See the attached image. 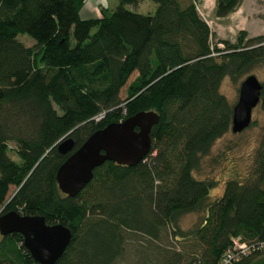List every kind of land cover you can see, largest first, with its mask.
<instances>
[{"label": "trees", "instance_id": "16d2710c", "mask_svg": "<svg viewBox=\"0 0 264 264\" xmlns=\"http://www.w3.org/2000/svg\"><path fill=\"white\" fill-rule=\"evenodd\" d=\"M141 1L117 0L81 18L84 0H0V211L68 227L53 264H119L128 231L180 244L163 249L156 264H219L235 237L262 246L228 264H264V124L248 162L226 172L219 194L209 199L215 180L193 175L229 129L233 103L218 91L221 79L241 80L264 62V34L245 38L240 30L233 42L209 44L197 0H149L150 14L134 10ZM238 2L213 0V16ZM259 82L264 116V77ZM140 110L158 116L142 159L103 161L75 195L59 192L54 171L66 154L54 144L68 136L75 148ZM188 212L198 219L182 229ZM0 264L37 263L10 232L0 235Z\"/></svg>", "mask_w": 264, "mask_h": 264}, {"label": "water", "instance_id": "95a60500", "mask_svg": "<svg viewBox=\"0 0 264 264\" xmlns=\"http://www.w3.org/2000/svg\"><path fill=\"white\" fill-rule=\"evenodd\" d=\"M261 84L248 73L237 86L231 105L229 131L237 133L250 122L251 109L258 103ZM152 110H140L116 122H108L93 130L72 148V139L65 136L55 144L59 154H66L54 171L59 192L75 195L91 178L92 169L103 161L132 166L147 153L149 129L157 121ZM16 232L21 245L37 264H53L70 239V230L60 223H46L37 214H22L9 209L0 211V235Z\"/></svg>", "mask_w": 264, "mask_h": 264}, {"label": "rangeland", "instance_id": "374dc122", "mask_svg": "<svg viewBox=\"0 0 264 264\" xmlns=\"http://www.w3.org/2000/svg\"><path fill=\"white\" fill-rule=\"evenodd\" d=\"M90 1L84 0L82 4L83 8H88L87 14L89 16H96L99 14L100 8L111 9L117 3V0H93L92 3ZM205 1L206 4H204V0H197L195 1V6L198 10V15L200 16L201 14L209 24V44H215L218 39H226L229 42H233L240 30L244 31L245 38L256 34H264V0H239L234 10L223 17L213 16V0ZM153 6L151 1L143 0L133 6V8L139 13L150 14L153 11ZM16 38L26 46H30L33 43L31 38L25 34H18ZM249 73L253 74L258 81H261L264 77V62L252 68ZM134 75L135 72L133 71L127 77L120 90V97H123L124 87ZM240 78L231 81L228 77H223L219 83L218 91L230 103H233L236 99ZM250 121L252 123L241 131L231 133L228 129L215 139L206 155L201 157L198 169L193 171L195 177L215 180V185L208 191L209 199L220 193L222 181L231 167L241 168L248 162L249 156L256 145L261 126L264 124V116L258 104L251 109ZM9 145L11 146L12 143H9ZM8 155L14 159L11 152H8ZM11 191L12 187H9L6 196ZM198 216L199 214L196 212L184 213L179 217L178 226L186 229L198 219ZM178 245H180L178 242H171L169 239L159 241L145 240L137 233L128 231L125 234L124 252L119 264H156L159 259V253L163 249L171 246L177 248L176 246ZM262 253L264 254V250Z\"/></svg>", "mask_w": 264, "mask_h": 264}, {"label": "built area", "instance_id": "2783aa9c", "mask_svg": "<svg viewBox=\"0 0 264 264\" xmlns=\"http://www.w3.org/2000/svg\"><path fill=\"white\" fill-rule=\"evenodd\" d=\"M200 17L203 19V21H205V23L209 27L208 22L205 20V18L201 14H200ZM260 44L264 46V40L261 41ZM217 46H220V44L217 43ZM257 246L258 247L262 246V243L254 245V243H251V242L246 243L244 241L239 240L238 237H235L232 239L231 246L229 247V249L223 253L219 264H228L231 260H235L238 256L246 255L247 253H249L252 249H254Z\"/></svg>", "mask_w": 264, "mask_h": 264}, {"label": "crops", "instance_id": "0c3cea01", "mask_svg": "<svg viewBox=\"0 0 264 264\" xmlns=\"http://www.w3.org/2000/svg\"><path fill=\"white\" fill-rule=\"evenodd\" d=\"M93 0L90 1V3H92ZM204 4H206V1L204 0ZM88 8H83V5L82 7L79 9V16L81 18H87V17H93V16H89L87 13H88ZM97 16V15H96Z\"/></svg>", "mask_w": 264, "mask_h": 264}]
</instances>
